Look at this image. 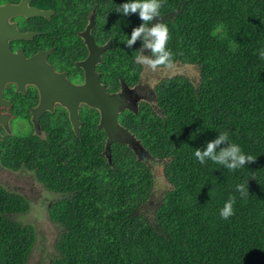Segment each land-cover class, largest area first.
<instances>
[{
  "label": "trees",
  "instance_id": "1",
  "mask_svg": "<svg viewBox=\"0 0 264 264\" xmlns=\"http://www.w3.org/2000/svg\"><path fill=\"white\" fill-rule=\"evenodd\" d=\"M123 2L32 0L55 13L49 20L33 17L39 33L16 43L27 55L52 48L47 60L80 79L75 61L86 47L77 31L94 13V41L110 42L97 65L102 82L108 90L121 81L133 86L142 41L124 42L142 21L115 11ZM158 20L169 28L170 65H194L199 79L162 78L153 91L155 107L144 101L136 113L119 115L145 153L163 164L169 188L156 199L152 170L135 150L113 142L107 160L93 108L80 110L77 134L57 108L40 118L43 138L29 130L0 140L1 166L28 170L59 194L47 206V218L59 227L49 264H264V60L256 51L264 45V0H165ZM33 94L7 91L14 117L29 122ZM224 131L255 159L236 171L211 161L201 165L194 150L203 151ZM244 181L248 195L242 198L235 186ZM233 195L234 215L222 219L219 209ZM29 209L24 195L0 184V264L28 263L36 229L19 217Z\"/></svg>",
  "mask_w": 264,
  "mask_h": 264
},
{
  "label": "water",
  "instance_id": "2",
  "mask_svg": "<svg viewBox=\"0 0 264 264\" xmlns=\"http://www.w3.org/2000/svg\"><path fill=\"white\" fill-rule=\"evenodd\" d=\"M50 13L38 8H28L24 0L18 4L0 6V125L5 127L8 117L1 108L10 106V102L2 97L5 85L13 83L16 91L22 93L25 91V85H33L40 94L38 105L31 109L33 120L38 121L46 110H53V103H58L66 109L71 128L77 133L80 125L79 107L84 103L99 111L97 128L102 129L106 135L103 153L108 161L110 145L113 142L127 144L133 150V145L137 144L141 153L142 151L145 153L139 141L118 120L119 113L126 108L120 93L107 92L105 85L100 83V73L95 70L96 64L101 61L102 53L110 47V42L101 45L95 43L91 33L95 24L94 13L90 15L85 28L79 33L87 49L86 57L77 62L84 75L80 84L72 83L67 78L66 71L57 72L52 64L46 62L45 58L51 52V48L38 51L29 57L25 56L22 49L16 51L9 49L10 40H27L35 34L19 31L15 22L8 21L10 16L25 14L26 17L36 15L48 17ZM36 127L34 129L37 134Z\"/></svg>",
  "mask_w": 264,
  "mask_h": 264
},
{
  "label": "clouds",
  "instance_id": "3",
  "mask_svg": "<svg viewBox=\"0 0 264 264\" xmlns=\"http://www.w3.org/2000/svg\"><path fill=\"white\" fill-rule=\"evenodd\" d=\"M164 4H165V0H125V2L118 5L115 9V11H117L118 13H121L125 16H127L129 14H138V17L142 21V23L139 26L133 28L130 36L126 35L127 38H126V42H124V43L128 47H131L138 39L141 40L143 48L150 50L151 54L150 55H144V54H142L141 51L137 50L134 60L137 64H140L141 66L145 65L151 69H156L157 67H159L161 65H170L173 62V52L167 47L169 39H170L168 25L166 23L160 22L158 20V18L161 16V9L163 8ZM256 51L258 52L259 58L261 60H264V45H261L259 48H257ZM141 70H142V68H141ZM114 93H118V92H114ZM4 107H6V106H4ZM138 107L135 108L134 110H129V111L136 113ZM93 109H95V108H93ZM125 109H127V108H124L122 110V112L128 111ZM95 110H97V109H95ZM121 113H119V115ZM98 114H99V111H98ZM119 115H118V120H119ZM67 117H68V115H67ZM79 120H80V115H79ZM10 121H11V117L9 118V122ZM68 121H69V119H68ZM98 121H99V117H98ZM119 122H120V120H119ZM97 124H98V122H97ZM80 125H81V120H80ZM80 125H79V127H80ZM79 127H78V130H79ZM96 128H97V125H96ZM37 130L40 131L39 128ZM98 130H102V129H98ZM16 131L20 132L21 130H17V129H15V131L8 130L6 134H12ZM40 132L41 133L36 134L35 129H34V133L38 137L43 138L44 134H43L42 130ZM77 133H78V131H77ZM0 135H1V139H2L4 134L2 132H0ZM194 135L195 134H193V137H191V138H194ZM225 141H229L228 146L222 148L219 152H217L216 151L217 146L221 145ZM193 155H194L195 159L201 165H204V164L208 163L209 161H211L214 164L225 166L230 171H236L238 169H241V168H243V166L245 165L246 162H251L255 159V157L253 155L245 153L239 144L230 140V133L227 131L221 132L216 139L208 142L203 151H201L200 149L194 150ZM0 167H2L3 169L5 168V167L1 166V164H0ZM6 169H8V168H6ZM9 171L13 172L11 170H9ZM14 172L31 173L30 171L25 170V169H20V170L14 171ZM31 174H33V173H31ZM2 185L4 186V184H2ZM44 189L47 190L46 188H44ZM235 190H236V192H238L240 194V197H242V198H245L248 195L247 185H246L245 181L243 183L236 184ZM15 192L19 193L17 191H15ZM48 192H50V191H48ZM50 193H53V192H50ZM19 194H21V193H19ZM53 194L56 195V197L53 199V200H55L59 196V194H56V193H53ZM53 200H51V201H53ZM236 200H237L236 196L233 195V196H230L224 202L223 206L219 209V215L222 219L227 220L230 216L234 215V205L236 203ZM27 201L29 202L28 199H27ZM48 204H49V202H48ZM48 204H47V206H48ZM29 208H31L30 202H29Z\"/></svg>",
  "mask_w": 264,
  "mask_h": 264
},
{
  "label": "rangeland",
  "instance_id": "4",
  "mask_svg": "<svg viewBox=\"0 0 264 264\" xmlns=\"http://www.w3.org/2000/svg\"><path fill=\"white\" fill-rule=\"evenodd\" d=\"M140 51L144 55H150L143 46ZM140 89L143 90L141 94L132 92V95L138 96V101H146L155 107L154 87L155 84L162 78L173 75H184L192 82L196 83L199 79V70L196 66L190 64L174 63L169 66L157 67L151 69L142 65L141 70ZM138 103L136 102V108ZM20 132H27L30 130V125L24 121L13 118L12 123ZM12 126V127H13ZM37 130V127H36ZM13 131H15L13 129ZM18 132V131H16ZM38 133H41L37 130ZM137 156L145 161L152 170L153 174V196L156 199L158 195L169 188L168 182L165 180L162 172L163 164L149 157L146 153L140 150V147L133 145ZM0 183L12 191H17L28 198L31 208L29 211L19 217V220L25 224H31L36 229V240L31 253V257L27 264H49L53 257V242L59 231V227L53 224L47 218V204L53 200L56 195L45 190L33 177L31 173L10 172L6 168L0 167Z\"/></svg>",
  "mask_w": 264,
  "mask_h": 264
},
{
  "label": "flooded vegetation",
  "instance_id": "5",
  "mask_svg": "<svg viewBox=\"0 0 264 264\" xmlns=\"http://www.w3.org/2000/svg\"><path fill=\"white\" fill-rule=\"evenodd\" d=\"M22 0H0V6H2V5H4V4H18V3H20ZM24 2H25V5L28 7V8H38V7H36L34 4H32V0H24ZM38 9H42V8H38ZM42 10H45V11H50L51 13L48 15V17H45V16H42V15H36V16H39V17H44L45 19H50V17L51 16H53V14L55 13L52 9H42ZM92 13H90V15H91ZM90 15L88 16V19H89V17H90ZM36 16H29V17H26V15L25 14H17V15H13V16H10V18L8 19V21L10 22V23H12V22H15L16 23V26H17V28H18V30L19 31H21V32H33V33H35L34 35H36V34H38L39 33V31L35 28V29H33L34 27H33V22L31 21V19L33 18V17H36ZM87 22H88V20H87ZM87 24V23H86ZM86 26V25H85ZM85 28V27H84ZM83 28V29H84ZM83 29L82 30H79V31H77V35L80 37V35H79V33L81 32V31H83ZM33 35V36H34ZM32 36V37H33ZM81 38V37H80ZM29 39H31V38H29ZM28 40V39H27ZM82 40V39H81ZM16 41H26V40H10L9 41V49L11 50V51H16L17 49H22L23 51H24V54H25V56L26 57H29V56H31V55H33V54H35L36 52H38V51H41V50H38V51H35V52H33V53H30L29 55H27L26 53H25V50H24V48H23V45H22V42H19V43H16ZM82 43H83V41H82ZM96 43V42H95ZM106 43V42H105ZM84 44V43H83ZM98 44V43H97ZM98 45H101V44H98ZM85 46V45H84ZM86 47V46H85ZM50 49V48H49ZM52 49V48H51ZM46 50V49H45ZM86 55H87V49H86ZM86 55L84 56V57H81V58H79L77 61H75V65L76 66H78L77 65V62L78 61H80V60H82V59H84L85 57H86ZM45 60H46V62H48L49 64H52V63H50L48 60H47V57L45 58ZM100 63V62H99ZM53 65V64H52ZM97 65L98 64H96V66H95V70L97 71V72H99L100 73V71H98L97 70ZM53 67H54V65H53ZM79 67V66H78ZM160 67V66H159ZM82 71V78H73V76H71V75H69L68 74V72H67V78L72 82V83H74V84H80V83H82L83 82V79H84V75H83V69L81 68V67H79ZM54 69H55V71H57V72H61V71H59V70H57L55 67H54ZM142 72V71H141ZM141 72H140V77H139V81L135 84V85H133V86H128V85H126V84H124L122 81L120 82V84H119V87H118V89H116V90H108L107 89V87H106V85H105V83L104 82H102V80H101V73H100V76H99V80H100V83H102V84H104L105 85V87H106V91H108L109 93H114V92H118V93H120V98L122 99V101L124 102V104H125V106H126V108L127 109H125V110H134L135 108H136V102L138 103V105H137V107L139 106V104L140 103H142V102H144V101H138L137 99H138V96L137 95H132V92H136L137 94H141V92L143 91V90H145V89H147L149 86H147V88H145V89H140V79H141ZM11 88H13L15 91H16V86L13 84V83H7L6 85H5V87H4V90H3V92H2V97L4 98V99H6L7 101H9L10 102V106H8V107H2L1 108V111L3 112V113H5V114H7V118H6V121H5V127L4 126H2V125H0V132H2L3 134H6L7 133V131L8 130H15V127L13 126V125H11V123H12V119L13 118H17V117H14L12 114H11V112H10V109H11V107L13 106V102H12V100H11V98L7 95V91L9 90V89H11ZM32 89H35V91H36V96L33 94L31 97H34V98H32V100L34 101V104L32 105V106H30L29 107V122L28 121H24L23 119H20V118H17V119H20V120H22V121H24L25 123H27V124H29L30 125V130H32V132L34 133V128L37 126L39 129H40V131H41V125H40V118H41V116H43L45 113H53L57 108H62L63 110H65V112L67 113V111H66V109L63 107V106H61L60 104H58V103H53V110L52 111H49V110H46L40 117H39V120L38 121H36V120H33V118H32V113H31V109L33 108V107H36L37 105H38V103H39V96H40V94H39V91H38V89L35 87V86H33V85H25V91L23 92V94H25V93H27V92H30V90H32ZM16 92H18V91H16ZM19 93H22V92H19ZM85 109V108H91L90 106H88L87 104H84V103H82V104H80V107H79V112H80V110L81 109ZM11 117V121L9 122V118ZM13 126V127H12ZM35 134V133H34ZM37 134H38V132H37Z\"/></svg>",
  "mask_w": 264,
  "mask_h": 264
}]
</instances>
